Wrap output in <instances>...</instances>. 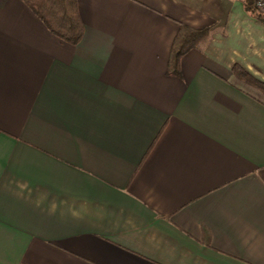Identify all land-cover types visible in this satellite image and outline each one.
Wrapping results in <instances>:
<instances>
[{"label": "crops", "instance_id": "0c3cea01", "mask_svg": "<svg viewBox=\"0 0 264 264\" xmlns=\"http://www.w3.org/2000/svg\"><path fill=\"white\" fill-rule=\"evenodd\" d=\"M0 0V264H264V24L241 0ZM180 24L207 39L167 71Z\"/></svg>", "mask_w": 264, "mask_h": 264}, {"label": "trees", "instance_id": "16d2710c", "mask_svg": "<svg viewBox=\"0 0 264 264\" xmlns=\"http://www.w3.org/2000/svg\"><path fill=\"white\" fill-rule=\"evenodd\" d=\"M32 13L58 39L75 45L83 34V23L78 14L77 0H22ZM244 10L264 24V14L256 11L253 0H241ZM209 28H193L180 24L170 48L167 71L179 74L180 59L199 42L208 38ZM234 75L258 89L264 96V82L252 77L240 66L233 67Z\"/></svg>", "mask_w": 264, "mask_h": 264}, {"label": "built area", "instance_id": "2783aa9c", "mask_svg": "<svg viewBox=\"0 0 264 264\" xmlns=\"http://www.w3.org/2000/svg\"><path fill=\"white\" fill-rule=\"evenodd\" d=\"M253 7L256 11L264 14V0H253Z\"/></svg>", "mask_w": 264, "mask_h": 264}]
</instances>
